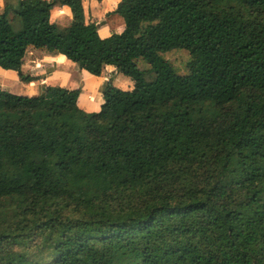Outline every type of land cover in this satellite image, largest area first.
I'll return each mask as SVG.
<instances>
[{
	"label": "trees",
	"instance_id": "trees-1",
	"mask_svg": "<svg viewBox=\"0 0 264 264\" xmlns=\"http://www.w3.org/2000/svg\"><path fill=\"white\" fill-rule=\"evenodd\" d=\"M4 1L0 68L22 83L34 47L134 89L88 113L79 90L0 87V264H264V0H121L106 39L84 0Z\"/></svg>",
	"mask_w": 264,
	"mask_h": 264
},
{
	"label": "crops",
	"instance_id": "crops-1",
	"mask_svg": "<svg viewBox=\"0 0 264 264\" xmlns=\"http://www.w3.org/2000/svg\"><path fill=\"white\" fill-rule=\"evenodd\" d=\"M120 2L121 0H103L102 2L98 0H84L86 19L88 22H96L100 25L99 35L102 39H106L112 35L111 29L105 25L104 20L108 13L113 12L118 7ZM4 8L5 1L0 0V12ZM10 18L12 20L15 19L13 15ZM71 18V11L67 7L57 8L52 11V20L62 25L68 24ZM14 28L16 30L21 28L19 21L16 20L14 22ZM116 32H123V26L116 29ZM22 70L31 76L40 77L37 82L24 84L15 72L19 80V90H21L22 96H38L43 88L47 86H59L69 90H79V106L88 113H96L101 110L103 91L110 84L125 90L116 84L118 82L122 83L124 78L119 77L120 74L113 66L106 67L101 76H93L81 70L65 56L51 54L46 50L36 49L34 47L29 48ZM125 84L132 87L130 90L125 91L134 89L133 81L130 83L126 82ZM7 85L6 79H0V87L3 90H6Z\"/></svg>",
	"mask_w": 264,
	"mask_h": 264
},
{
	"label": "rangeland",
	"instance_id": "rangeland-1",
	"mask_svg": "<svg viewBox=\"0 0 264 264\" xmlns=\"http://www.w3.org/2000/svg\"><path fill=\"white\" fill-rule=\"evenodd\" d=\"M164 57L172 64V66L176 69L179 74H188L187 63L190 59L189 52H187L186 50H174L170 53L165 54ZM139 67L141 70L149 69V66L143 61H140ZM119 77L124 78V81L122 83L118 82L116 84L125 90H130L132 87L127 86V84L125 83H130L132 80L122 74H120ZM151 78H153V76L148 77V80H150ZM0 79H6L8 83V85L6 86V91L16 95H23L21 90H19V80L17 79V75L15 72L5 71L0 68Z\"/></svg>",
	"mask_w": 264,
	"mask_h": 264
}]
</instances>
